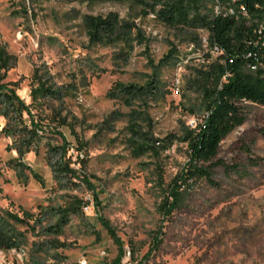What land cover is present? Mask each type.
I'll return each instance as SVG.
<instances>
[{"label": "rangeland", "instance_id": "rangeland-1", "mask_svg": "<svg viewBox=\"0 0 264 264\" xmlns=\"http://www.w3.org/2000/svg\"><path fill=\"white\" fill-rule=\"evenodd\" d=\"M110 13L128 29L91 42L84 16ZM206 39L203 28H171L129 2L0 0V43L14 59L4 81L39 126L25 134L33 125L24 116L10 130L0 112V224L25 251L18 264H54L56 253L114 264L118 248L100 218L123 244L120 264H264V106L241 103L244 121L220 143L210 180L180 183L186 146L161 148L199 114L185 82ZM39 84L51 93H35ZM130 84L153 88L128 104L117 86ZM146 139L157 152L137 154L133 145ZM66 145L73 173L56 164ZM175 179L181 202L164 218L158 207Z\"/></svg>", "mask_w": 264, "mask_h": 264}, {"label": "trees", "instance_id": "trees-1", "mask_svg": "<svg viewBox=\"0 0 264 264\" xmlns=\"http://www.w3.org/2000/svg\"><path fill=\"white\" fill-rule=\"evenodd\" d=\"M95 1V0H93ZM132 3L146 8L156 19L171 28L193 29L203 28L207 32L208 52L203 54L201 63L193 68L186 79L185 85L189 90L197 93L199 98L198 115L192 125L183 123L176 135L169 134L165 138L167 148L173 142L186 146L187 162L186 174H183L180 183L193 178L210 180V163L217 155L222 140L244 121L241 103L249 102L264 106V0H101ZM206 2H212L217 11L211 14H202L200 9ZM232 11V14L229 11ZM83 25L91 42L119 40L120 34L128 27L120 26L114 14L106 17L86 15ZM118 36V37H117ZM13 57L0 43V112L9 118L6 128H12L10 121L24 124V116L28 117L29 130L36 134L39 127L32 119L29 106L19 97L15 89L5 82L7 70L11 67ZM147 86L118 85L117 90L127 98L128 104L132 100L146 95L152 89ZM33 92V91H32ZM31 92V94H32ZM51 93V89L39 84L35 93ZM193 114H195L193 112ZM27 128L28 125L25 124ZM24 127V128H25ZM264 135V129H262ZM65 142V140H64ZM69 145L63 148L58 159V170L73 173L69 164L63 161ZM55 150L54 148H51ZM133 150L137 154L151 151L157 152L155 142L146 139L136 142ZM209 163V164H207ZM207 164V165H206ZM182 198V191L176 179L168 185L166 194L159 204V211L164 218L178 208ZM25 218L31 219L29 213ZM15 221H21L16 215H10ZM62 220L61 222H63ZM102 226L107 231L118 248V257L114 264H120L123 255V244L114 229L105 220L100 218ZM61 224L55 226L53 233H61ZM161 231L154 237L156 246L159 243ZM16 234L13 229L5 228L0 224V248L8 250L16 245ZM54 264L67 263L60 254H55Z\"/></svg>", "mask_w": 264, "mask_h": 264}, {"label": "built area", "instance_id": "built-area-1", "mask_svg": "<svg viewBox=\"0 0 264 264\" xmlns=\"http://www.w3.org/2000/svg\"><path fill=\"white\" fill-rule=\"evenodd\" d=\"M229 13L232 14V11L230 10ZM7 253L9 255L13 256L14 259H15V261L18 264V262H21L22 261V257L24 256L25 251L21 247H17V248L16 247H13V248L8 249L7 250ZM0 264H8L7 261H6L5 255H2L1 254Z\"/></svg>", "mask_w": 264, "mask_h": 264}]
</instances>
